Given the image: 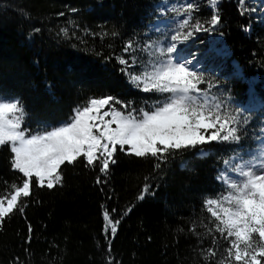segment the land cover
<instances>
[{"label": "trees", "instance_id": "trees-1", "mask_svg": "<svg viewBox=\"0 0 264 264\" xmlns=\"http://www.w3.org/2000/svg\"><path fill=\"white\" fill-rule=\"evenodd\" d=\"M158 1L0 0V97L20 101L23 127L33 132L67 121L91 97L111 95L137 112L150 109L163 97L133 88L117 60L131 63L142 48ZM219 14L217 30L228 50L225 85L244 103L245 81L257 77L255 93L264 110V25L241 15L234 0H221ZM129 41L134 48L125 53ZM232 62L239 76L230 74L236 71ZM205 147L207 156L198 148L186 150L159 170L151 158L117 150V163L99 184L98 166L86 168L82 158L62 166V186L34 187L24 214L16 211L0 224V264H219L227 256L222 238L214 246L216 257L203 259L213 247L202 226L209 218L203 203L221 194L217 176L236 145ZM9 156L7 146L0 148V196L20 183ZM146 183L150 190L140 200ZM105 210L120 221L114 237L103 232Z\"/></svg>", "mask_w": 264, "mask_h": 264}, {"label": "snow or ice", "instance_id": "snow-or-ice-1", "mask_svg": "<svg viewBox=\"0 0 264 264\" xmlns=\"http://www.w3.org/2000/svg\"><path fill=\"white\" fill-rule=\"evenodd\" d=\"M208 3L212 14L206 22L194 20L197 6L193 3L174 7L176 17L183 18L178 19L170 42L144 45L146 60L133 57L129 63L118 58L121 72L133 88L163 97L150 109L141 108L137 112L111 95L91 97L84 106L75 107L67 121L33 132L23 127L25 111L20 101L0 97V148L7 146L10 170L18 173L20 180L19 184L11 185V192L0 196V224L16 211L24 214L27 207L24 201L33 194L34 187L53 190L62 186V166L74 165L81 158L86 168L98 166L100 176L96 183L99 184L101 176L109 174L110 165L117 163V150L135 158H151L159 170L169 157L186 150L198 148L199 155L205 157L209 154L206 145H236L230 149L234 155L224 159V168L217 176L223 189L221 194L216 198L206 197L203 203L209 218L202 226L207 229L206 235L212 237L213 245L203 259L216 257L214 246L222 238L227 242L224 249L227 256L219 264L233 261L261 264L264 258V127L260 129L257 147L242 156L249 118L241 119L238 111L229 110L222 100L210 95L214 87L210 81L206 90L201 88L206 82L205 76L194 70L192 63L193 60L199 63V59L188 48L179 47L196 33L215 32L220 26L219 0H208ZM238 3L241 15L259 10L249 9L247 0H238ZM61 32L67 35L66 29ZM133 48L134 43L129 41L124 52L130 53ZM138 63L142 65L139 72L129 71ZM149 190L150 185L146 183L138 199L143 200ZM119 223L108 210L103 212L106 238L109 230L115 236ZM28 232L27 242H30L31 225Z\"/></svg>", "mask_w": 264, "mask_h": 264}, {"label": "rangeland", "instance_id": "rangeland-1", "mask_svg": "<svg viewBox=\"0 0 264 264\" xmlns=\"http://www.w3.org/2000/svg\"><path fill=\"white\" fill-rule=\"evenodd\" d=\"M220 1L221 0H219V4ZM234 1H236L237 8L241 13L242 8L240 3H238V0ZM187 3H193L197 6V9L193 12L194 20L206 22L210 19L212 9L209 6L208 0H159L154 4L153 19L147 26L144 44L141 49L134 51L132 58L136 57L138 61L146 60L148 58L147 54L143 52L142 49L147 43L156 42L158 45H165L170 42V36L173 34L178 19L183 18H177L172 9ZM247 7L249 9L254 7L259 10L256 12L250 10L246 11L245 16L254 22L264 25V0H247ZM245 31L249 32L250 27ZM223 39L222 34L217 29L215 32H199L196 33L187 44H181L179 47L188 48V50L195 53L196 57L199 59V63H196L195 60H193L192 63L194 65V70L201 72L205 76L206 82L201 85V88L206 90L209 86L208 82L210 81L214 85V87L211 88L210 95L222 100L229 110L238 111L241 115V119L244 117L249 118L247 134L242 142L243 151H241V155L243 156L245 152H250V149H255L257 147L261 135L260 129L264 127V110L262 102H260L259 97L255 93V88L260 83V80L254 76L245 81L248 86V98L244 103L236 101L231 96L230 88L227 87L224 82V80L229 77V74L227 73L228 50ZM231 64L234 65L236 71L230 74L239 76L240 73L237 65H235V63L233 64V62ZM141 66L142 65L138 63L134 68L129 69V71L139 72ZM5 99L15 100V98ZM85 103L79 106H84ZM223 168L224 163L221 165V169ZM221 169L218 175L221 173ZM229 175H232L234 179L237 178L232 173H229Z\"/></svg>", "mask_w": 264, "mask_h": 264}]
</instances>
